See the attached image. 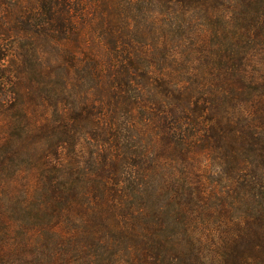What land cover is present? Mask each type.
Returning a JSON list of instances; mask_svg holds the SVG:
<instances>
[{
    "label": "trees",
    "instance_id": "trees-1",
    "mask_svg": "<svg viewBox=\"0 0 264 264\" xmlns=\"http://www.w3.org/2000/svg\"><path fill=\"white\" fill-rule=\"evenodd\" d=\"M261 54L264 0H0V264H264Z\"/></svg>",
    "mask_w": 264,
    "mask_h": 264
},
{
    "label": "rangeland",
    "instance_id": "rangeland-1",
    "mask_svg": "<svg viewBox=\"0 0 264 264\" xmlns=\"http://www.w3.org/2000/svg\"><path fill=\"white\" fill-rule=\"evenodd\" d=\"M251 10H255V7L251 6ZM261 53L263 54V51ZM262 54H261V56L260 55L256 56V59L257 60L258 59H262L261 62H263V66H264V55H262ZM3 63H6V62H3ZM9 65H11V63H9ZM4 108L7 109V107H5V106H4ZM5 119H6V117L0 111V122H4ZM209 168H210V173L206 174L207 178H208V181L212 182L216 186H221L222 184H224V183H222V184L220 183V180H219V177H218V172L224 170L223 166L221 164H219L217 160L214 159V160H212L209 163ZM213 216H215V218H212V223L209 225V227H211V228L209 230L213 231V233H216L217 235H219V233L222 230L221 223H223L227 219L226 218L227 214L226 215L222 214V216H219V215L215 214ZM0 222H1V219H0ZM211 248L213 250V248H214L213 245H211ZM136 263L140 264L141 262L138 261Z\"/></svg>",
    "mask_w": 264,
    "mask_h": 264
}]
</instances>
